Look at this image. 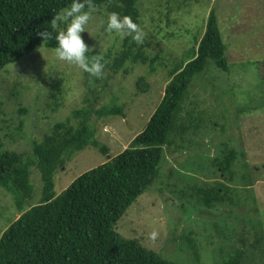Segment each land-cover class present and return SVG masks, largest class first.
Instances as JSON below:
<instances>
[{"label":"rangeland","instance_id":"rangeland-1","mask_svg":"<svg viewBox=\"0 0 264 264\" xmlns=\"http://www.w3.org/2000/svg\"><path fill=\"white\" fill-rule=\"evenodd\" d=\"M140 8L144 39L153 40L152 34L155 41L161 39V59L169 67L153 69L149 63L129 62L126 72L106 69L91 82L82 68L59 61L55 49L39 45L0 72V101L7 119L0 123V138L6 149L30 153L32 144L41 142L74 109L123 108L125 115L92 113L96 139L109 154L95 146L76 153L56 172L59 195L82 173L121 153L143 131L165 94L169 68L188 59L215 10L227 44L228 69L210 61L194 79L181 119L197 127L184 140L177 138L164 147L160 177L128 208L115 229L181 264H224L233 249L244 247L241 239L247 235L246 264H264V81L257 66L264 60V0H141ZM109 14L105 7L92 9L88 32L82 33L90 51L121 49L122 38L106 31ZM155 53L148 50L150 57ZM138 86L147 91H139ZM22 108L27 109L25 114ZM21 117L25 127L20 136L16 127ZM231 148L239 152L236 180L231 183L238 190L236 204L207 208L194 194L195 188L223 180L216 161ZM32 171L34 192L23 201L25 209L42 196L39 171ZM21 213L13 194L0 187V238Z\"/></svg>","mask_w":264,"mask_h":264},{"label":"trees","instance_id":"trees-1","mask_svg":"<svg viewBox=\"0 0 264 264\" xmlns=\"http://www.w3.org/2000/svg\"><path fill=\"white\" fill-rule=\"evenodd\" d=\"M140 2L91 0L93 9L105 7L110 14L129 16L143 29ZM71 3L72 0H0V72L39 45L55 49L56 30L51 29V19ZM85 10L89 11L87 6ZM65 27L60 24L59 30ZM45 30L53 32V39L42 40L38 33ZM151 36L153 40L144 39L142 44H137L131 36L122 38L119 51L110 49L101 54L104 71L118 72L129 62L149 63L153 69L167 65L165 58L161 59V39L155 41L156 36ZM149 49L156 51L154 57L149 56ZM226 51L217 14L212 10L204 33L188 52V59L174 62L169 68L170 81L165 94L143 131L121 153L82 173L59 195L55 191L56 172L76 153L95 146L103 154H109L108 147L96 139V129L90 123L92 113L99 117L125 115L123 108L74 109L71 117L56 122L41 142L35 141L30 153L6 149L0 138V187L13 194L22 211L1 235L0 264H181L162 257L137 239L124 237L115 227L128 208L160 177L164 147L172 145L177 138L184 140L197 127L196 123L182 122L185 101L194 79L210 61L223 70L228 69ZM96 54L88 53L90 58ZM257 66L259 78L264 81V60ZM85 74L91 82L99 80ZM138 89L147 91L141 86ZM20 111L25 114L27 109ZM5 115L0 101V123L7 121ZM73 118L77 123H72ZM24 127L25 120L21 117L16 133L21 136ZM238 155L231 148L224 158L215 160L222 181L195 188L194 194L207 208L236 204L234 196L238 190L231 183L236 180L234 165ZM241 155L245 153L242 151ZM33 168L39 171L43 182L42 196L38 203L25 209L23 201L34 192ZM241 244L244 247L233 249L224 264H246L245 248L250 245L247 235Z\"/></svg>","mask_w":264,"mask_h":264},{"label":"clouds","instance_id":"clouds-1","mask_svg":"<svg viewBox=\"0 0 264 264\" xmlns=\"http://www.w3.org/2000/svg\"><path fill=\"white\" fill-rule=\"evenodd\" d=\"M89 9L86 11L85 8ZM93 5L91 0H72L70 7L62 10L51 19V29L56 30L55 56L59 61L75 64L91 76L100 78L103 74L105 63L101 54L92 55V50L84 41L82 33L87 31V26L92 19ZM60 24L66 27L59 30ZM106 31L115 32L121 38L131 36L137 44H142L145 33L139 24L131 17H121L118 13H111L108 16ZM88 32V31H87ZM43 41L53 39V32L49 30L38 33ZM155 236V233H152Z\"/></svg>","mask_w":264,"mask_h":264}]
</instances>
